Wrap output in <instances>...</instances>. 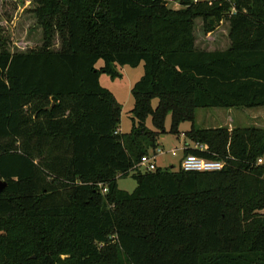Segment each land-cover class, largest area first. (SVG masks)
<instances>
[{"label": "trees", "instance_id": "16d2710c", "mask_svg": "<svg viewBox=\"0 0 264 264\" xmlns=\"http://www.w3.org/2000/svg\"><path fill=\"white\" fill-rule=\"evenodd\" d=\"M178 1L32 0L43 43L26 52L0 30V264H264V128L196 126L200 109L264 108V0ZM198 19L229 24L230 46L200 49ZM141 65L120 134L100 79ZM183 123L206 149L184 141L182 159L225 167L139 171Z\"/></svg>", "mask_w": 264, "mask_h": 264}, {"label": "rangeland", "instance_id": "374dc122", "mask_svg": "<svg viewBox=\"0 0 264 264\" xmlns=\"http://www.w3.org/2000/svg\"><path fill=\"white\" fill-rule=\"evenodd\" d=\"M201 1H214V0H201ZM35 7L32 4V0H0V30L8 38L11 43V48L13 52H26L27 50L34 49L42 45V31L38 26V22L31 10ZM202 20L198 19L196 23L195 36H197V46L204 50H226L230 45L228 30L229 26L224 23L220 29L215 31L212 36L205 34L202 29ZM105 66L104 61L98 62L96 67L101 69ZM116 71L119 73L120 78L113 80L109 75H102L100 82L101 86L107 90L114 93L117 101L122 105V117L121 124L119 126L120 134H127L131 131L132 126V114L131 110L134 107V98L132 96V87L139 82L144 76L143 65L138 68H131L129 66L121 67L116 66ZM154 106L157 105V101L153 103ZM254 109L250 111H245L243 116L242 111L237 110V121L235 127L241 128H253L254 126H260L258 124H264V108ZM217 110L224 109H200L197 113L196 126L201 128H216L219 123L214 122L215 119L210 117V113L215 114ZM222 114V113H221ZM254 114L256 120L253 122L249 121L248 118ZM216 118V117H215ZM223 119V118H222ZM235 119V118H234ZM225 121V119H223ZM171 116L167 117L165 128L170 131ZM231 125V124H230ZM147 126L154 129L151 123V119L147 121ZM190 123L181 124V130H188L190 128ZM163 140H159V155L156 159V164L158 168H172L177 170L180 167V160L183 157L184 148V134L178 138L177 136L167 133L165 134ZM176 151L177 156L173 157L172 152ZM157 153V151H156ZM153 154V153H152ZM264 161V158H263ZM119 188L126 192H133L138 183L134 180L132 175L125 179H119Z\"/></svg>", "mask_w": 264, "mask_h": 264}, {"label": "built area", "instance_id": "2783aa9c", "mask_svg": "<svg viewBox=\"0 0 264 264\" xmlns=\"http://www.w3.org/2000/svg\"><path fill=\"white\" fill-rule=\"evenodd\" d=\"M171 4L178 9L180 7L178 0H169ZM185 137V136H184ZM186 147V143L184 142V148ZM194 148H198L201 150L206 149L203 145H192ZM183 148V149H184ZM161 152L160 150H157V153L146 155L144 158L141 159V162L138 166L139 171L142 173L146 172H154L158 169V166L156 164V159ZM172 156L176 157L177 152L173 151ZM181 170L185 172H193V173H201V172H219L225 167V162L223 161H212V160H206L204 158H198L196 156L190 155L186 156L182 159L180 162ZM259 165H264L263 158L258 159ZM106 192V190H105Z\"/></svg>", "mask_w": 264, "mask_h": 264}, {"label": "crops", "instance_id": "0c3cea01", "mask_svg": "<svg viewBox=\"0 0 264 264\" xmlns=\"http://www.w3.org/2000/svg\"><path fill=\"white\" fill-rule=\"evenodd\" d=\"M223 25V24H222ZM221 25V26H222ZM220 26V27H221ZM228 26H229V24H228ZM220 27L218 28V29H220ZM217 29V30H218ZM216 30V31H217ZM215 33V32H214ZM228 33H229V30H228ZM213 35V33L212 34H208V36H212ZM230 46V45H229ZM228 46V47H229ZM227 49V48H226ZM204 50V49H203ZM216 50H219V49H216ZM216 50H207L206 49V51H209V52H214V51H216ZM133 88V87H132ZM260 110H262L261 108H259ZM258 110V109H257ZM245 111H250V110H244V112L242 111V114L243 113H245ZM213 113V112H212ZM212 113H210V117H213V116H215V117H213L214 119H215V121L214 122H216L217 121V123H219V125H218V127H227V126H231L232 128L231 129H233L235 126V123H236V121H237V118H236V116H237V109H235V110H228L227 112H224V111H222V110H217V112H215V114H212ZM222 113V114H221ZM245 114H243V116H244ZM225 119V121H223V119ZM235 118V119H234ZM256 118L257 117H255L254 116V114H252L249 118H248V120L249 121H251V122H253L254 120H256ZM263 120H264V118H262ZM236 120V121H235ZM231 124V125H230ZM191 125V124H190ZM258 125H260V126H256V127H261V128H264V124H258ZM218 127H216V128H218ZM191 126H190V128L188 129V130H181V128H180V132L182 133V135H183V133H185V132H188L189 130H191ZM216 128H208V129H216ZM181 135V136H182ZM161 140H163L164 139V137L162 136L161 138H160ZM185 141V140H184ZM185 142H187V141H185ZM187 143H189V142H187ZM160 145V144H159ZM189 145H191V143H189ZM192 146V145H191Z\"/></svg>", "mask_w": 264, "mask_h": 264}, {"label": "water", "instance_id": "95a60500", "mask_svg": "<svg viewBox=\"0 0 264 264\" xmlns=\"http://www.w3.org/2000/svg\"><path fill=\"white\" fill-rule=\"evenodd\" d=\"M6 188V182L0 179V192H2Z\"/></svg>", "mask_w": 264, "mask_h": 264}]
</instances>
